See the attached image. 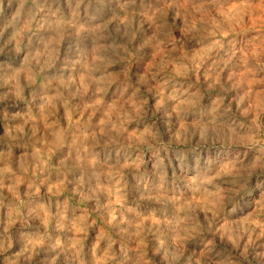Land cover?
Returning <instances> with one entry per match:
<instances>
[{"label":"clouds","instance_id":"obj_1","mask_svg":"<svg viewBox=\"0 0 264 264\" xmlns=\"http://www.w3.org/2000/svg\"><path fill=\"white\" fill-rule=\"evenodd\" d=\"M156 2L159 7H151V0H0V83L27 104L25 122L38 130L45 117L52 136L38 146L25 141L23 124L7 129L10 143L0 148V253L13 243L12 225L29 224L23 211L29 204L43 211L49 229L57 219H68L42 198L40 174L55 171L52 194L65 189L98 193L105 174H118L122 199L150 201L138 211L160 226L155 255L147 251L146 238L135 257L126 249L113 251L116 241L109 238L108 251L97 257V264H182L195 251L211 255L213 264H239L227 245L217 250L205 233L212 222H250L239 193L257 188L264 193V120L259 115L264 93L257 94V113L249 116L246 96L226 95L222 82L244 51L245 75L252 84H264V64L252 63L233 36L247 30L249 19L264 21V0ZM145 41L154 53L148 73L140 84L126 74L122 80V62ZM201 69L207 88L192 80ZM153 84L156 93L146 94ZM73 89L82 100L73 98ZM81 104L91 110L87 120ZM154 104L165 113L174 108V114L157 124ZM61 107L66 127L57 117ZM22 113L20 108L17 115ZM125 168L134 170L131 178ZM5 188L11 189V201ZM202 212L204 219L211 213L207 228ZM79 231L86 232V225ZM17 232L27 241L25 251L50 239L47 232L39 237ZM198 235L204 248H190L188 242ZM229 239L237 243L231 234ZM75 251L79 264H85L82 246ZM11 264H20V258Z\"/></svg>","mask_w":264,"mask_h":264},{"label":"rangeland","instance_id":"obj_2","mask_svg":"<svg viewBox=\"0 0 264 264\" xmlns=\"http://www.w3.org/2000/svg\"><path fill=\"white\" fill-rule=\"evenodd\" d=\"M140 2L141 0H138V3ZM159 6L156 0H151V7ZM137 19L141 18L138 17ZM143 19L145 24L149 23L146 18ZM261 33H264V21L254 24L252 19H249L246 31L233 33L236 47L247 50L252 63L264 64V38H258ZM231 38L229 37V39ZM150 47L149 42L145 41L139 48L132 49V55L122 62V80L126 74L131 78L132 83H141L154 59V53L151 52ZM245 59L247 57L244 55V51L238 52L237 58L234 59L235 67L230 66L229 69L225 70L222 82L227 89L226 95L239 93L241 97L246 96L244 106L250 109L249 116H254L257 113V94L264 93V84H252L250 82L249 77L244 73ZM137 73L140 74L139 77H137ZM192 80L202 88H207L209 83L204 78L203 69L200 70L199 76L193 74ZM210 91L215 95L216 90ZM145 92L146 94L148 92L156 93V85L153 84L151 89H147ZM158 95L157 103H159ZM73 98L76 100L83 99V97L75 96V89H73ZM29 100H31V96H29ZM230 102V99L225 101V103ZM262 102H264V97H262ZM169 103H171V98H169ZM20 108H23V113L17 115ZM26 113H28L27 104L18 100L8 85L0 83V137H3L0 140V148H7L10 143L6 134L7 129L9 127L15 129L21 124L24 125V131L27 133L25 141L28 144L35 142L38 146H43L45 138L52 139L45 117L41 116L38 130H36L32 122H25L24 114ZM80 114L84 120L92 116L91 110L86 111L83 104L80 106ZM173 114L174 108H169L168 112L165 113L163 107L158 108L156 104L153 105L152 119L157 124L170 118V115ZM259 115L260 119L264 120V111H260ZM57 117L66 127L68 121L62 107ZM57 117H49L48 119H56ZM241 118H244L243 115ZM220 147L224 148L225 146L220 145ZM19 163L17 158V169ZM122 171L129 178L134 174V170L131 168H125ZM56 175L55 171L51 174H40L42 198L52 205L53 211L66 212L68 219L63 222L57 219L49 229L43 211L32 210V206L29 204L23 210L24 214L29 216V224L25 225L20 222L12 225L9 229L13 243L6 252L0 253V264H11V261H15L17 257L20 258V264H79L75 251L77 246H82L83 251L80 256L85 259V264H97V257L103 258L108 251L109 238L116 241L113 251L120 252L122 249H126L133 254V257L141 248V238H146L147 251L151 255H155L153 243L160 235V226L151 219H143L138 211L140 207H146L150 201L144 197L135 200H129L126 197L122 199L118 174L114 177L105 174L102 177L104 189L98 193H84L65 189L62 194L59 191L52 194L50 185L56 179ZM110 180L111 183H109ZM248 187L251 188L252 184H249ZM22 190L27 191V186H22ZM4 195L9 201L13 199L10 188H5ZM240 196H243L247 202L248 210L252 215L250 222H212L211 231L205 233L207 242L210 244L215 240L217 250L223 249L227 245L228 251L238 258L239 264H264V193L257 188L251 194H248L247 191L241 192L238 198ZM25 199L27 198L25 197ZM66 201L69 202L70 206L65 205ZM98 203L99 207H97ZM201 216L204 226L209 227L208 221L211 220V213H207V219L203 218V212ZM242 220L243 218H241ZM85 225L86 232L79 231V227ZM18 229L28 231L37 237L47 232L50 239L25 251L27 241H22L19 238ZM229 234L237 239V243L234 244L229 239ZM56 238L59 239V244ZM188 246L194 249H203L205 246L204 238L198 235L188 242ZM107 264H112V262L109 261ZM182 264H213V262L211 255L204 257L201 251H195L189 254Z\"/></svg>","mask_w":264,"mask_h":264}]
</instances>
